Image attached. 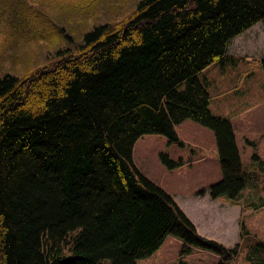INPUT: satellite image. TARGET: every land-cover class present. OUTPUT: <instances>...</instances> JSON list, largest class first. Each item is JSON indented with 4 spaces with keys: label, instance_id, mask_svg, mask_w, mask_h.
Returning a JSON list of instances; mask_svg holds the SVG:
<instances>
[{
    "label": "trees",
    "instance_id": "16d2710c",
    "mask_svg": "<svg viewBox=\"0 0 264 264\" xmlns=\"http://www.w3.org/2000/svg\"><path fill=\"white\" fill-rule=\"evenodd\" d=\"M45 4L0 0L9 47L0 50V264H137L168 235L182 254L199 248L217 264H264V242L242 220L233 246L200 235L132 160L138 137L181 144L176 125L191 119L216 140L221 178L209 196L233 201L257 185L264 159L254 153L251 166L241 162L232 124L212 112L198 73L264 21V0H137L123 21L73 33L53 19L81 7L62 14ZM52 34L65 47L50 64L25 76L6 71L8 58ZM160 158L169 169L183 163Z\"/></svg>",
    "mask_w": 264,
    "mask_h": 264
},
{
    "label": "rangeland",
    "instance_id": "374dc122",
    "mask_svg": "<svg viewBox=\"0 0 264 264\" xmlns=\"http://www.w3.org/2000/svg\"><path fill=\"white\" fill-rule=\"evenodd\" d=\"M24 1L35 9L42 8L46 3L52 13L80 6L81 10L76 11L80 15H65L66 21L62 16L56 21L53 19L59 27L68 23L66 28L73 33L77 27L90 30L94 25L123 21L132 12L137 0ZM256 23L229 40L226 59L198 73L200 79L206 80L212 112L230 120L239 156L245 166L252 165L254 153L264 159V75L260 63L264 57V21ZM5 34L7 32L4 33L1 28L0 50L4 46L9 48ZM63 47L65 43L58 35L52 34L45 41L32 42L20 57L8 58L5 69L25 76L50 64ZM176 130L181 144L156 133L143 134L135 140L132 160L138 170L173 197L200 235L226 247L233 246L238 241L242 220L249 234L264 242V204H261L264 203V171L256 186L247 184L233 201L225 194L211 198L208 188L221 178L213 131L191 119L178 123ZM161 152L167 153L172 160L182 159L183 163L169 169L160 158ZM251 203L257 207L252 208ZM181 247L179 239L168 235L159 248L151 255L137 259L136 263H218V256L210 251L195 248L189 254H182ZM234 264H243L241 257Z\"/></svg>",
    "mask_w": 264,
    "mask_h": 264
},
{
    "label": "crops",
    "instance_id": "0c3cea01",
    "mask_svg": "<svg viewBox=\"0 0 264 264\" xmlns=\"http://www.w3.org/2000/svg\"><path fill=\"white\" fill-rule=\"evenodd\" d=\"M256 24H258V23H256ZM256 24H254V25H256ZM254 25H252V26H254ZM252 26H251V27H252ZM248 29H249V28H248ZM171 197H172V196H171ZM172 198H173V197H172ZM173 200H174V199H173ZM180 209H181V207H180ZM181 210H182V209H181ZM182 211H183V210H182ZM183 212H184V211H183ZM185 215H186V214H185ZM186 216H187V215H186Z\"/></svg>",
    "mask_w": 264,
    "mask_h": 264
}]
</instances>
